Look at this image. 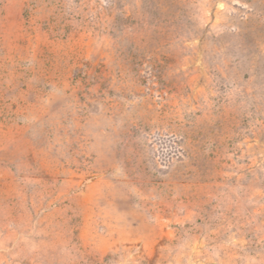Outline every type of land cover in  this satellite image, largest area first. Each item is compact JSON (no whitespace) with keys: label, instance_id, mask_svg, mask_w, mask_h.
I'll use <instances>...</instances> for the list:
<instances>
[{"label":"rangeland","instance_id":"rangeland-1","mask_svg":"<svg viewBox=\"0 0 264 264\" xmlns=\"http://www.w3.org/2000/svg\"><path fill=\"white\" fill-rule=\"evenodd\" d=\"M0 264H264V0H0Z\"/></svg>","mask_w":264,"mask_h":264}]
</instances>
